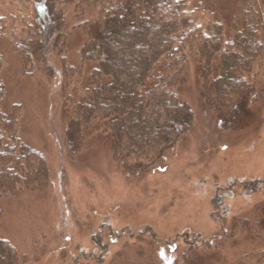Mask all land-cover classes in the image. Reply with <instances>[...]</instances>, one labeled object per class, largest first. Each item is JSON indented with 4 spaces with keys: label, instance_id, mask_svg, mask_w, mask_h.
Returning a JSON list of instances; mask_svg holds the SVG:
<instances>
[{
    "label": "rangeland",
    "instance_id": "obj_1",
    "mask_svg": "<svg viewBox=\"0 0 264 264\" xmlns=\"http://www.w3.org/2000/svg\"><path fill=\"white\" fill-rule=\"evenodd\" d=\"M32 1L0 0L1 100L17 119L18 137L43 159L41 170L0 196V239L14 264H264V186L256 189L264 182V81L244 112L226 117L220 105L204 101L199 67L186 59L176 87L193 111L192 126L154 165L131 172L100 128L83 130L77 148L66 144L70 117L59 56L52 52L48 63L37 60L22 71L10 45L21 24L10 12L28 13ZM242 1L216 0L222 18L230 17L226 29ZM258 6L264 9L263 1ZM69 43L67 59L76 61L77 39ZM262 71L254 66L250 77L260 79ZM229 179L252 180L249 199L226 201L229 212L217 211L213 185ZM105 221L113 231L149 232L107 241L101 253L95 243ZM86 253L97 263L83 260Z\"/></svg>",
    "mask_w": 264,
    "mask_h": 264
},
{
    "label": "trees",
    "instance_id": "obj_2",
    "mask_svg": "<svg viewBox=\"0 0 264 264\" xmlns=\"http://www.w3.org/2000/svg\"><path fill=\"white\" fill-rule=\"evenodd\" d=\"M258 4L242 1V12L230 15L234 21L226 29L230 17L222 18L216 0H33L28 13L10 12L21 24L10 45L24 73L37 60L48 63L52 52L59 56L70 148H77L83 130L100 128L119 163L138 172L192 126L193 111L176 87L186 59L199 67L204 101L221 106L226 117L244 112L256 97L264 81V71L260 79L250 77L254 66L264 68V9ZM73 36L76 61L67 59ZM2 62L0 55V196L43 168L1 100ZM14 262L0 239V264Z\"/></svg>",
    "mask_w": 264,
    "mask_h": 264
},
{
    "label": "flooded vegetation",
    "instance_id": "obj_3",
    "mask_svg": "<svg viewBox=\"0 0 264 264\" xmlns=\"http://www.w3.org/2000/svg\"><path fill=\"white\" fill-rule=\"evenodd\" d=\"M252 180L250 181H242L241 179H237V181H233L232 179L227 180V183L224 187H221L218 184L213 185V188L216 189L215 197H214V204L217 208V211L221 210L222 212H229V206L226 205V201L235 200L236 198L248 200L249 199V191L252 190L251 186ZM264 186V182L258 183L257 188L259 189ZM105 230H107L106 236H103L105 233ZM145 232V233H144ZM149 232V231H148ZM145 229V231L140 232L136 231V233L130 232V230L124 229L123 231L120 230V232L113 231L110 227V224L108 222H104V226L99 230V233L97 235V243H95V247H98V249H101V253L106 252L107 253V244L105 242L108 241V245L111 243L114 245L119 243H124L125 240L128 238L131 239L135 236H139V238H145L144 235H147L148 233ZM118 233V236L113 238L115 234ZM153 237V233L151 234ZM176 246L175 244H173ZM171 247L169 246V250ZM99 258L101 256L97 255ZM81 258L85 260L87 263H97V257L95 255L84 254ZM103 259V258H101ZM102 262V260H101ZM100 262V263H101Z\"/></svg>",
    "mask_w": 264,
    "mask_h": 264
}]
</instances>
